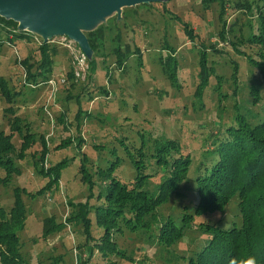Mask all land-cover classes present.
Segmentation results:
<instances>
[{
	"label": "rangeland",
	"instance_id": "1",
	"mask_svg": "<svg viewBox=\"0 0 264 264\" xmlns=\"http://www.w3.org/2000/svg\"><path fill=\"white\" fill-rule=\"evenodd\" d=\"M246 3L251 9L243 7ZM259 4V0H227L222 14L220 0H169L125 7L119 20L113 15L103 23L104 39L96 53L98 68L93 76H88L84 82L68 80L64 85L60 83L54 94L46 83L27 82L25 66L20 62L26 56H32L36 62L39 60V43L35 37L4 42L0 50V75L7 78L10 87L27 96L17 100L14 108L24 122L30 123L36 135L25 158L19 159L16 153L22 137L14 133L16 152L12 155L21 173L14 175L7 186L0 182V203L6 209L13 206V189L16 186L25 188L23 199L27 206V221L19 236L20 251L26 264H79L81 259H88L87 244L93 241H87L82 225L67 220L77 204L87 201L91 193L81 179L83 153H86L91 172L97 166L106 168L118 158L113 174L129 183L135 178L136 170L128 156V148L136 151L143 139L146 150H150L156 137L177 140L182 153L190 154L196 164L208 149L211 134L223 131L226 125L235 121L238 110L235 105L240 107L241 113L248 114L252 123L257 121L264 112V79L247 55L259 60L260 52L264 53V45L249 40L260 32ZM224 22L226 41L219 36ZM185 23L196 34L195 42L188 39ZM59 40L54 37L47 41L54 47L51 76L57 79L61 74L66 75L72 63L71 52ZM202 41L214 42L219 51L207 52L208 62L216 72L210 77L204 97L199 99L195 90L199 83ZM116 47L123 55L119 65ZM170 55L172 63H177L178 81L175 84L164 66ZM235 63L239 65L237 83L232 78ZM90 72L88 68L87 74ZM217 76L221 79L219 85ZM24 83L34 85L35 89L23 87ZM252 88L257 89V102L251 94ZM46 104H49V111ZM7 108L8 103L0 95V129L9 132L13 115ZM79 108L83 113L78 119ZM254 114L257 117L253 118ZM41 136L46 138L49 148L43 163L53 166L63 159L69 160L57 187L53 185L44 194L32 196L27 192L36 193L50 179L39 172L43 150ZM68 138L73 139L72 144L62 146ZM79 138L83 141L81 146L78 145ZM193 169L192 166L189 171L191 180L195 178ZM0 176H4L1 169ZM149 188L155 190L156 185ZM180 192L183 195L178 200L172 199L157 209L160 217L174 215L178 220L184 204L192 212L197 203L192 182L183 183ZM97 203L94 198L90 199V204ZM49 216L65 226L44 237L43 220ZM160 222L158 219L153 223L154 231ZM176 222L179 224L180 221ZM202 222L216 223L222 228L233 223L239 225L238 196L223 211L196 217V224ZM121 226L122 232L114 231V238L126 258L115 254L104 258L96 251L88 264H137L141 258L147 259L145 264H189V258L209 237L195 225L174 244L165 246L160 244L153 230L133 232ZM92 231L98 239L101 232L95 223Z\"/></svg>",
	"mask_w": 264,
	"mask_h": 264
},
{
	"label": "trees",
	"instance_id": "2",
	"mask_svg": "<svg viewBox=\"0 0 264 264\" xmlns=\"http://www.w3.org/2000/svg\"><path fill=\"white\" fill-rule=\"evenodd\" d=\"M259 1L257 15L260 20V32L253 34L249 40L264 45V0ZM220 3L222 14L226 9L227 0H220ZM243 7L247 10L251 9L249 3L244 4ZM0 20L17 29V23L13 20H7L2 16H0ZM102 26L103 24L86 33L94 49L93 59L88 60L90 74H87L84 79H76L71 63V68L65 75L67 81L72 80L71 83L84 82L88 76L91 78L96 72L98 68L96 53L104 39ZM225 26L224 22L219 32L220 38L224 41H226ZM184 29L188 39L195 42L196 34L188 24H184ZM9 35L8 31L0 29V50L4 40L31 37L27 31L21 30L14 33L13 37ZM53 49L54 47H51L48 42H42L37 46L40 56L37 62L32 56H26L20 60L21 64L25 66L27 82L43 84L52 77L53 58L51 54H55L51 52ZM115 49L119 65L123 55H121L119 47ZM208 50L219 51L214 42L207 44L202 41L200 44L199 83L195 90V95L199 99L204 97L210 77L216 72L214 66L208 62ZM136 51L139 52V50ZM247 58L252 66L259 70L264 79V53L260 52L259 60L254 59L250 54L247 55ZM172 61L170 55L168 61L164 62V66L167 67L169 77L175 84L178 81L177 63H172ZM238 75L239 65L235 63L232 73L235 83H237ZM217 77L219 85L221 79L219 76ZM25 85L35 89V86L26 83L23 84V87ZM251 94L254 96V102L259 101L256 88H252ZM0 95L8 103L6 110L13 115L10 131L0 129V169L4 171V176H0V182L7 186L12 182L14 175L19 176L21 173V169L12 155L16 152V145L13 142L14 133L22 137L19 151L16 153L19 159L25 158L28 149L36 141V135L31 130L30 123L24 122L14 108V103L17 100L27 98V96H22L21 92L10 87L9 81L4 75H0ZM48 106L49 104H47ZM235 107L238 109L235 121L226 125L223 131L221 129L219 133L211 134L208 140L209 147L196 164L190 154L182 153L181 144L177 140L156 137L152 141L150 150H146V141L143 139L141 146L136 151L132 152L128 148V156L135 167L136 176L133 181L126 183L113 174L119 163L118 158L111 161L106 168L97 166V169L91 172L88 169L86 153H83L80 167L81 179L89 186L91 193L87 201L77 204L76 210L67 219L82 225V230L87 235V241H93V243L87 244L88 259H81L79 264H88L89 259L95 255L96 251L100 252L104 258L110 254L126 258L115 241L114 231L122 232L121 225L133 232L150 231L153 230V223L158 219L161 222L156 226L155 231L157 232L154 230L153 232L160 244L165 246L174 244L195 225L208 234L207 242L189 258V264H244V261L252 256L256 258L257 264H264V112L258 116L256 122L252 123L248 114L241 113L238 105ZM46 110L49 111L47 108ZM82 113L83 111L79 108L78 119ZM255 117H257L256 114L253 115V118ZM218 128L221 127L218 126ZM41 141L43 150L39 158L42 161L39 172L49 176L50 179L36 193L27 192L32 196L44 194L51 190L53 185L57 187L61 179V172L69 160L66 158L53 166H47L46 162H43L46 160L49 148L44 136H41ZM72 141V138H68L61 145H70ZM82 142L79 138L78 145L81 146ZM192 166L195 178L191 180L189 171ZM189 182H192L193 193L197 196V203L192 208V212H189L187 204L182 205V214L178 217L179 224H177L178 220L174 215L160 217L157 209L172 199L173 201L178 200L177 198L183 195L180 192L181 185ZM152 184H155L156 188L151 191L149 187ZM23 191L25 188L19 186L13 189L14 202L10 209H6L0 203V264H26L20 251L22 243L19 236L20 231L26 227L27 221V206L23 199ZM235 196H238L241 216L239 225L233 223L231 226L222 228L216 223H195L198 216L223 211ZM92 198L98 203L90 204ZM69 203L74 205L72 201ZM93 219H95L94 222ZM94 223L101 232L98 239L94 238L92 233ZM64 226L63 222H56L53 216L46 217L43 220L42 235L46 237L54 231L62 230ZM136 263L145 264L147 259L141 258Z\"/></svg>",
	"mask_w": 264,
	"mask_h": 264
},
{
	"label": "water",
	"instance_id": "3",
	"mask_svg": "<svg viewBox=\"0 0 264 264\" xmlns=\"http://www.w3.org/2000/svg\"><path fill=\"white\" fill-rule=\"evenodd\" d=\"M169 0H0V16L17 23L21 31L44 42L65 35L92 60L94 49L87 36L113 15L119 20L125 7L165 3Z\"/></svg>",
	"mask_w": 264,
	"mask_h": 264
},
{
	"label": "built area",
	"instance_id": "4",
	"mask_svg": "<svg viewBox=\"0 0 264 264\" xmlns=\"http://www.w3.org/2000/svg\"><path fill=\"white\" fill-rule=\"evenodd\" d=\"M0 29H5L6 31H8L10 33L9 35L10 37H12L13 34L16 33L17 31H19L18 28L17 29L12 28L4 24V22H2L1 20H0ZM28 34L32 37H35V39L38 41L39 44L44 42L41 37L33 33H30V32H28ZM56 37H59L60 43L63 44V46L67 47L69 51L71 52L70 56H71L72 65L74 67L73 72H74L76 79H84L87 75L88 68H89L88 58L86 54L80 49L78 44L74 40L70 39L69 37L65 35L56 36ZM4 41L9 42L7 40H4ZM66 81H67L66 76L61 75L58 79L54 77H50L46 83L53 90V94H54L56 91H58V85L60 83L65 84ZM46 108H47V104H46Z\"/></svg>",
	"mask_w": 264,
	"mask_h": 264
},
{
	"label": "clouds",
	"instance_id": "5",
	"mask_svg": "<svg viewBox=\"0 0 264 264\" xmlns=\"http://www.w3.org/2000/svg\"><path fill=\"white\" fill-rule=\"evenodd\" d=\"M244 264H257L256 258L254 256L249 257L247 260L244 261Z\"/></svg>",
	"mask_w": 264,
	"mask_h": 264
},
{
	"label": "crops",
	"instance_id": "6",
	"mask_svg": "<svg viewBox=\"0 0 264 264\" xmlns=\"http://www.w3.org/2000/svg\"><path fill=\"white\" fill-rule=\"evenodd\" d=\"M21 98H22V96H21Z\"/></svg>",
	"mask_w": 264,
	"mask_h": 264
}]
</instances>
